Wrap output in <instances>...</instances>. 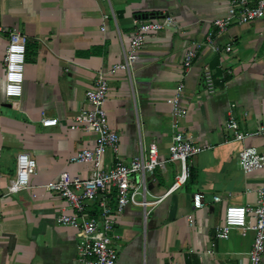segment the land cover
<instances>
[{
  "label": "crops",
  "instance_id": "1",
  "mask_svg": "<svg viewBox=\"0 0 264 264\" xmlns=\"http://www.w3.org/2000/svg\"><path fill=\"white\" fill-rule=\"evenodd\" d=\"M229 11L230 0H0V27L29 38L23 95L11 101L5 96L8 36L0 33V264H77L78 233L56 222L67 203L43 186L64 172L81 179L91 175L92 165L70 163L71 156L95 145L93 134L72 129L74 118L89 107L86 93L99 73L124 60L134 22L164 13L176 26L147 37L131 73L108 76L105 109L120 135L119 157L129 162L143 147L156 146L166 161L178 131L194 145L211 148L190 161L187 184L154 210L128 206L115 216L117 264H250L255 233L235 230L229 240L217 241L215 228L227 207L256 205L264 181V172L246 174L238 166L244 148L264 156V137L235 142L226 129L232 109L243 133L254 134L264 125V19L218 35L213 22ZM212 33L220 52L208 45ZM195 44L203 46L185 70ZM206 67L214 93L206 87ZM180 83L189 114L176 119L172 103ZM43 113L58 119V126L43 127ZM22 153L36 160L37 174L30 189L8 195ZM115 159L108 151L103 168L111 169ZM180 171L178 163H167L147 176L148 200L165 195ZM196 194L204 196L201 209L194 208ZM249 221L255 223L253 216Z\"/></svg>",
  "mask_w": 264,
  "mask_h": 264
},
{
  "label": "built area",
  "instance_id": "2",
  "mask_svg": "<svg viewBox=\"0 0 264 264\" xmlns=\"http://www.w3.org/2000/svg\"><path fill=\"white\" fill-rule=\"evenodd\" d=\"M262 19H264V0H230L229 14L224 18L216 19L213 25L217 29V34L221 35L235 24L248 25ZM134 23L136 31L130 49L124 50V60L109 72L99 73L93 88L86 93L89 107L75 116L72 125L73 130H84L95 136V145L92 149H83L70 158L71 164L92 165L91 175L87 179H81L64 172L58 181L43 186L47 192L60 195L67 203V209L56 217V222L58 225L77 231V264H117L119 253L115 244V216L123 213L128 206L140 207L145 211L154 210L169 195L187 184L190 177V161L204 150L211 148L194 145L184 132L178 131L173 134L170 158L166 161L159 159L156 146L150 149L143 147L140 154L129 162L120 159V135L111 129L108 112L105 109L109 93L108 76H115L120 71L131 73L140 58L139 54L146 44L147 37L176 26L174 17L167 13L145 20H136ZM0 33L8 36L4 59L5 96L13 101L23 95L29 38L18 30H8L3 27H0ZM213 36V33L209 35L208 45L213 47L215 52H220L219 47L213 46ZM202 46L203 44H195L188 51L183 63L185 70L192 68L197 50ZM225 51L231 52L232 46L227 45ZM204 78L207 89L214 93V77L208 67L204 68ZM184 91L185 85L180 83L175 90L172 103V115L176 119L189 114L188 107L183 104ZM232 111L229 112L226 129L233 133L235 142L264 137V125L254 134L243 133ZM178 121L173 125L175 129L179 127ZM58 123V119L47 117L43 113V127H56ZM108 151H111L116 159L114 166L105 170L103 162ZM167 163H178L180 174L165 195L153 197V201H150L147 176L154 175L159 168H165ZM238 166L246 174L264 172V156L257 149L244 148L239 153ZM36 174V160L28 153L19 154L16 173L9 183L8 195L30 189L31 179ZM257 193L256 205L227 207L223 223L215 228L217 241L229 240L235 230L241 231L243 235L248 231L255 233L252 249L249 252L250 264H262L264 257V181ZM215 201L220 202L221 198L216 197ZM203 206L204 196L196 194L194 208L201 209ZM250 216H253L254 224L249 221ZM188 220L192 225L191 215L188 216ZM215 247L216 243H212L210 254H214Z\"/></svg>",
  "mask_w": 264,
  "mask_h": 264
},
{
  "label": "water",
  "instance_id": "3",
  "mask_svg": "<svg viewBox=\"0 0 264 264\" xmlns=\"http://www.w3.org/2000/svg\"><path fill=\"white\" fill-rule=\"evenodd\" d=\"M5 106H6V107H11V105H9V104H6Z\"/></svg>",
  "mask_w": 264,
  "mask_h": 264
},
{
  "label": "trees",
  "instance_id": "4",
  "mask_svg": "<svg viewBox=\"0 0 264 264\" xmlns=\"http://www.w3.org/2000/svg\"><path fill=\"white\" fill-rule=\"evenodd\" d=\"M191 179H193V174H191Z\"/></svg>",
  "mask_w": 264,
  "mask_h": 264
}]
</instances>
